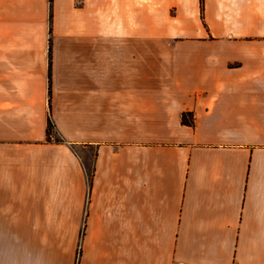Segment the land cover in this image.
<instances>
[{"label": "crops", "instance_id": "1", "mask_svg": "<svg viewBox=\"0 0 264 264\" xmlns=\"http://www.w3.org/2000/svg\"><path fill=\"white\" fill-rule=\"evenodd\" d=\"M0 264H264V0H0Z\"/></svg>", "mask_w": 264, "mask_h": 264}, {"label": "trees", "instance_id": "2", "mask_svg": "<svg viewBox=\"0 0 264 264\" xmlns=\"http://www.w3.org/2000/svg\"><path fill=\"white\" fill-rule=\"evenodd\" d=\"M182 121L188 122V119L186 117L185 112L182 113ZM190 122H192V121H190ZM53 132L56 133L55 128H54V124L51 121V119H48V124H47V135H48V137H50ZM56 139H58V137H56Z\"/></svg>", "mask_w": 264, "mask_h": 264}, {"label": "rangeland", "instance_id": "3", "mask_svg": "<svg viewBox=\"0 0 264 264\" xmlns=\"http://www.w3.org/2000/svg\"><path fill=\"white\" fill-rule=\"evenodd\" d=\"M84 156V160H85V165L86 167H88L90 164L89 160L86 158V155H83Z\"/></svg>", "mask_w": 264, "mask_h": 264}]
</instances>
